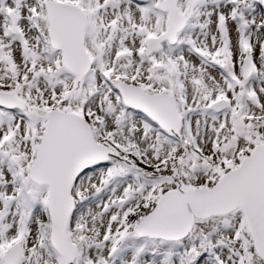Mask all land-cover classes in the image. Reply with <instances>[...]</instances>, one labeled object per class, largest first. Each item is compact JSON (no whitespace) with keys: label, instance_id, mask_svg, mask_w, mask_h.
<instances>
[{"label":"snow or ice","instance_id":"1","mask_svg":"<svg viewBox=\"0 0 264 264\" xmlns=\"http://www.w3.org/2000/svg\"><path fill=\"white\" fill-rule=\"evenodd\" d=\"M0 264H264V0H0Z\"/></svg>","mask_w":264,"mask_h":264}]
</instances>
